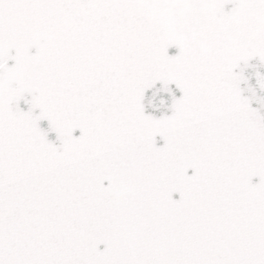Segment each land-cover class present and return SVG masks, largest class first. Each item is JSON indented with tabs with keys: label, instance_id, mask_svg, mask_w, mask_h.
I'll return each mask as SVG.
<instances>
[{
	"label": "snow or ice",
	"instance_id": "obj_1",
	"mask_svg": "<svg viewBox=\"0 0 264 264\" xmlns=\"http://www.w3.org/2000/svg\"><path fill=\"white\" fill-rule=\"evenodd\" d=\"M0 264H264V0H0Z\"/></svg>",
	"mask_w": 264,
	"mask_h": 264
}]
</instances>
